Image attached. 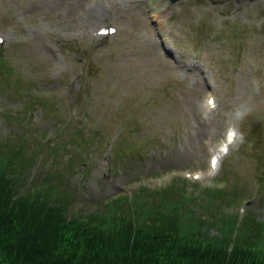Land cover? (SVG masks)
<instances>
[{
  "label": "rangeland",
  "instance_id": "374dc122",
  "mask_svg": "<svg viewBox=\"0 0 264 264\" xmlns=\"http://www.w3.org/2000/svg\"><path fill=\"white\" fill-rule=\"evenodd\" d=\"M149 4L0 0V153L23 167L20 191L45 182L65 196L69 215L102 211L107 199L137 185H167L146 199L184 194V209L212 220L231 212L228 196L255 195L244 204L260 221L264 0ZM153 10L166 19L157 24L164 23L159 33L171 40V53L149 37ZM101 26L115 32L100 36ZM74 30L80 34L67 35ZM206 90L217 98L211 111L202 106ZM229 122L240 134L209 176V151ZM212 184L228 190L202 189Z\"/></svg>",
  "mask_w": 264,
  "mask_h": 264
},
{
  "label": "trees",
  "instance_id": "16d2710c",
  "mask_svg": "<svg viewBox=\"0 0 264 264\" xmlns=\"http://www.w3.org/2000/svg\"><path fill=\"white\" fill-rule=\"evenodd\" d=\"M21 169L0 153V264H264V214L245 215L231 238V214L199 219L184 194L153 203L145 195L167 190L137 187L102 211L69 215L45 182L20 191Z\"/></svg>",
  "mask_w": 264,
  "mask_h": 264
},
{
  "label": "snow or ice",
  "instance_id": "6c2138e0",
  "mask_svg": "<svg viewBox=\"0 0 264 264\" xmlns=\"http://www.w3.org/2000/svg\"><path fill=\"white\" fill-rule=\"evenodd\" d=\"M212 167H213V168L216 167V161H215V159H213V161H212Z\"/></svg>",
  "mask_w": 264,
  "mask_h": 264
},
{
  "label": "bare ground",
  "instance_id": "6f19581e",
  "mask_svg": "<svg viewBox=\"0 0 264 264\" xmlns=\"http://www.w3.org/2000/svg\"><path fill=\"white\" fill-rule=\"evenodd\" d=\"M88 9V8H87ZM91 17V16H90Z\"/></svg>",
  "mask_w": 264,
  "mask_h": 264
}]
</instances>
